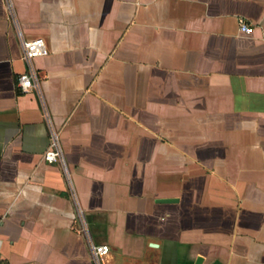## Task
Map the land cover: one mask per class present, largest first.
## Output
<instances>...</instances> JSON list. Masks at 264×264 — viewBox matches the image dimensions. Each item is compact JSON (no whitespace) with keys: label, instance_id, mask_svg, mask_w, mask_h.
<instances>
[{"label":"crops","instance_id":"1","mask_svg":"<svg viewBox=\"0 0 264 264\" xmlns=\"http://www.w3.org/2000/svg\"><path fill=\"white\" fill-rule=\"evenodd\" d=\"M11 3L0 260L94 264L93 243L102 264H264V0ZM18 26L48 48L27 92ZM52 127L70 180L43 159Z\"/></svg>","mask_w":264,"mask_h":264},{"label":"built area","instance_id":"2","mask_svg":"<svg viewBox=\"0 0 264 264\" xmlns=\"http://www.w3.org/2000/svg\"><path fill=\"white\" fill-rule=\"evenodd\" d=\"M8 8L14 14L11 0H8ZM241 30L246 34H251L253 32L252 27H250L244 20H241ZM18 34L21 40L22 58L28 66V71L18 77L17 84L22 91L27 92L39 87L40 76L34 68L33 61L36 57L47 55L48 48L45 40L41 37L30 40L25 39L19 26ZM43 159L48 164H60L64 174L68 180H70V171L64 157L60 135L59 132L53 127L50 134V144L43 155ZM81 231L85 235L87 234L85 223H82ZM90 249L94 264H102L103 259L106 258L110 253V248L107 245H95L91 243ZM0 264L4 263L0 260Z\"/></svg>","mask_w":264,"mask_h":264},{"label":"water","instance_id":"3","mask_svg":"<svg viewBox=\"0 0 264 264\" xmlns=\"http://www.w3.org/2000/svg\"><path fill=\"white\" fill-rule=\"evenodd\" d=\"M164 201H171V200H164ZM201 262H202V259H199L197 264H201Z\"/></svg>","mask_w":264,"mask_h":264}]
</instances>
